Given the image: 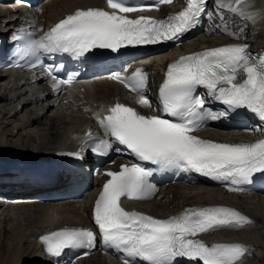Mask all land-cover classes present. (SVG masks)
<instances>
[{"label": "snow or ice", "instance_id": "1", "mask_svg": "<svg viewBox=\"0 0 264 264\" xmlns=\"http://www.w3.org/2000/svg\"><path fill=\"white\" fill-rule=\"evenodd\" d=\"M23 3L24 0H18ZM174 0H156L153 5H132L127 0H106L105 8L77 9L61 19L39 39L29 38L19 49L22 55L38 53L67 54L85 60L107 51L118 54L121 49L178 41L199 26L203 17L211 18L208 0H185V6L165 19L157 20L144 13L159 10ZM217 9H225L242 19L255 21L259 13L249 12L250 0H215ZM219 14V13H218ZM221 22L224 24L223 16ZM224 32L233 39L239 33ZM23 40V36H17ZM248 44H229L181 56L167 67L158 90V105L145 95L148 74L136 69L129 77L114 74L113 78L137 97L136 103L152 110L142 114L122 103L107 107L106 114L96 115L103 132L122 145L135 158L118 171H107L94 204L93 221L97 232L83 228H64L41 237V243L52 257L65 250L96 246L97 236L105 249L120 255L122 264H179V258L191 264H244L249 251L240 243L208 245L198 237L217 230H239L251 226L240 211L228 206L189 207L167 219L128 211L122 198L147 200L156 192L150 182L155 173H196L224 184L228 191H243L242 186L264 183V138L252 143H226L202 139L194 133L218 121L241 115V110L264 121V53L253 54ZM31 67H36L33 63ZM59 92L78 80V72L66 71L63 64L46 68ZM57 72H64L58 77ZM242 82H238L240 78ZM204 89L203 93L198 89ZM210 97L223 107H205ZM91 137V132L87 133ZM112 143L100 140L90 151L105 155ZM116 150H119L118 148ZM83 161L80 151L60 153ZM114 163V161H113ZM146 164L155 166L147 167Z\"/></svg>", "mask_w": 264, "mask_h": 264}, {"label": "bare ground", "instance_id": "2", "mask_svg": "<svg viewBox=\"0 0 264 264\" xmlns=\"http://www.w3.org/2000/svg\"><path fill=\"white\" fill-rule=\"evenodd\" d=\"M1 1L6 3L8 0ZM97 1L99 0H47L42 7V10L45 8L42 21H55L61 18L64 12L78 6H88ZM225 2L228 3L230 0H225ZM250 5L247 11L259 13L254 22L245 19L234 22L229 19L231 15L227 13L228 17H223L224 24H222L221 15L223 16L224 12L216 8L214 0L215 25L218 27V29L216 28L217 35L207 37L202 43L196 42L189 48L201 50L229 44L248 43L254 51H264V0H250ZM173 9L175 7L169 8V10ZM225 11L227 12V10ZM224 27H227L228 31L236 33L243 29L242 38L240 40L233 39L224 32ZM171 56L172 54H166L159 59L164 60V58L168 59ZM163 64L165 61L154 65L153 69L148 67L152 70L148 74L149 80L154 82L157 78L163 77L162 71H160ZM15 90L14 88L13 92L7 91L0 86V153L11 156L19 162H23L25 159L33 164L37 161H44L60 151L59 149L54 152L40 151L43 146L60 149L71 147L74 135L80 126L76 112L68 113L67 111L53 110L51 104L36 105L38 100L34 97L33 92L28 94L25 93V90ZM148 90H150V86ZM116 94V85L99 81L90 87L89 94L84 99L87 103L94 100L98 103L102 100H110V97ZM26 100H30L28 105L25 103ZM211 134L216 137L221 135ZM31 146L38 152H32ZM163 198L165 200L158 203L147 204V209L155 213L167 214L178 210L185 204L209 205L214 204L217 200L232 202L241 207L252 217L255 225L249 229L224 232L219 235L235 239L248 247L249 251L244 264H264V200L251 203L246 198L223 196L219 190L208 187H175L169 189ZM87 202L88 200L85 204ZM83 206V202H77L74 205L78 221L84 220L85 210H83ZM85 208L87 209V207ZM68 219L73 222L74 216L70 215ZM66 221L67 219L60 217L59 212L54 207L35 205L28 212V215L18 223L10 227L6 223L4 226H0V264H41L43 262V250L38 238L51 228H55Z\"/></svg>", "mask_w": 264, "mask_h": 264}, {"label": "rangeland", "instance_id": "3", "mask_svg": "<svg viewBox=\"0 0 264 264\" xmlns=\"http://www.w3.org/2000/svg\"><path fill=\"white\" fill-rule=\"evenodd\" d=\"M61 150L60 148H55V147H51V146H43L41 148L40 151H43V152H54L55 150ZM30 150H32V152H38L33 146L30 147ZM38 254V253H37Z\"/></svg>", "mask_w": 264, "mask_h": 264}]
</instances>
